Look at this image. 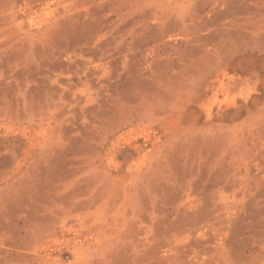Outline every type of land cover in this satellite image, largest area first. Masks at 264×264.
I'll return each mask as SVG.
<instances>
[{
    "label": "rangeland",
    "instance_id": "obj_1",
    "mask_svg": "<svg viewBox=\"0 0 264 264\" xmlns=\"http://www.w3.org/2000/svg\"><path fill=\"white\" fill-rule=\"evenodd\" d=\"M0 264H264V0H0Z\"/></svg>",
    "mask_w": 264,
    "mask_h": 264
}]
</instances>
